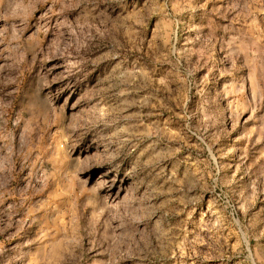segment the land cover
<instances>
[{"label": "rangeland", "instance_id": "374dc122", "mask_svg": "<svg viewBox=\"0 0 264 264\" xmlns=\"http://www.w3.org/2000/svg\"><path fill=\"white\" fill-rule=\"evenodd\" d=\"M0 264H264V0H0Z\"/></svg>", "mask_w": 264, "mask_h": 264}]
</instances>
